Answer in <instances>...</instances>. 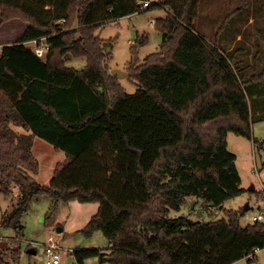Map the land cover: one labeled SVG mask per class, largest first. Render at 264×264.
Wrapping results in <instances>:
<instances>
[{"label":"trees","instance_id":"obj_1","mask_svg":"<svg viewBox=\"0 0 264 264\" xmlns=\"http://www.w3.org/2000/svg\"><path fill=\"white\" fill-rule=\"evenodd\" d=\"M255 1L215 11L218 26L205 31L202 7L210 0H159L144 8L139 0H0L1 22L26 23L15 43L0 48V192L19 191L1 225L21 236L31 199L45 194L50 216L59 200L98 204L82 231H102L108 252L73 249L78 264L92 255L113 264L252 261L264 249V220L241 225L242 208L208 221L169 213L191 196L220 207L244 190L226 137L251 139L255 117L264 118V109L254 115L248 101L250 86L264 85V63L244 77L221 41L235 26L231 17L246 19ZM150 7L166 10L153 23L160 47L129 62L127 77L138 88L128 93L109 70L95 31L101 21ZM39 37L49 45L44 58L24 45ZM69 57L84 58L83 67L67 66ZM34 136L66 154L48 185L30 180L38 171ZM11 252L17 262L18 251ZM0 264H10L1 253Z\"/></svg>","mask_w":264,"mask_h":264},{"label":"rangeland","instance_id":"obj_2","mask_svg":"<svg viewBox=\"0 0 264 264\" xmlns=\"http://www.w3.org/2000/svg\"><path fill=\"white\" fill-rule=\"evenodd\" d=\"M146 0H139L141 7ZM155 2V0H147ZM239 0H210L203 6V30H208L207 24H213V13L232 9ZM47 8H49L47 6ZM246 11V10H245ZM166 10L160 7H150L143 11L134 12L115 19L101 21L95 31L103 40V50L108 53V66L111 69L127 71L131 60L142 61L146 55L159 50L161 35L152 23V20L163 17ZM246 19L231 17L234 27H229L224 32L221 43L229 53L235 54L233 63L237 62L244 69V77L262 71L264 63V0L255 1L247 6ZM26 23L13 19L1 22L0 17V48L6 44L15 43L24 30ZM218 26L213 27V31ZM212 31V34H213ZM208 32V31H207ZM209 34L211 32L209 31ZM146 36L144 44H138L140 36ZM136 44L133 47V44ZM85 63L84 58L69 57L66 65L80 69ZM128 72V71H127ZM126 92L133 93L138 88L136 80L129 77L118 78ZM248 91L251 112L255 115L257 110L264 109V85L252 84ZM253 88V89H252ZM257 109V110H256ZM252 123V136L237 135L233 132L227 134V147L235 153V164L241 176V186L244 188L239 195L225 200L220 207H212L204 203L201 198L189 197L182 207L176 211L171 210L169 216L185 215L192 220L208 221L211 219L226 218L228 209H244L240 217L241 225L253 222L252 217L264 210V199L260 198L258 191L264 183V118L255 117ZM16 130L24 132L21 127ZM32 153L38 161V171L30 174V180L48 185L53 176L57 162L63 161L66 154L52 144L34 136L32 139ZM253 188V190L251 189ZM16 191L10 195L0 192V253L4 262L10 264H48L44 249L40 245L46 238L49 230L59 231L61 249V262L59 264H78L76 256L67 252L71 249H93L108 252L109 243L102 231L95 229L91 234L82 231L84 225L97 211L96 202H79L77 200H59L56 211L50 216L52 200L45 194H40L31 199L26 211L21 217L22 235L17 234L13 227L1 225V218L12 210L17 201ZM260 207V208H259ZM39 242V244L31 243ZM34 249V253L29 252ZM18 251L17 262L11 258L12 250ZM83 264H113L99 255L88 256L83 259ZM231 264H264V249L256 252L252 261L242 258Z\"/></svg>","mask_w":264,"mask_h":264},{"label":"built area","instance_id":"obj_3","mask_svg":"<svg viewBox=\"0 0 264 264\" xmlns=\"http://www.w3.org/2000/svg\"><path fill=\"white\" fill-rule=\"evenodd\" d=\"M159 0H155V2H158ZM151 2L144 1L142 3V7H147L150 5ZM152 23H154V20H152ZM24 45L29 48L37 57L44 58L49 50V45L45 42L44 37L34 38L28 41L24 42ZM12 191H16L15 195L19 196V191L16 186L12 188ZM260 198L264 199V183L261 185L260 188ZM253 220H264V211H260L257 214L253 216ZM36 243L39 244V242H31L29 241V244ZM44 249V254L46 257V261L48 264H59L61 262V243L59 238V233L55 231L54 229L49 230V233L47 234L44 241L40 244ZM67 252L69 254L73 253V249L68 248Z\"/></svg>","mask_w":264,"mask_h":264},{"label":"water","instance_id":"obj_4","mask_svg":"<svg viewBox=\"0 0 264 264\" xmlns=\"http://www.w3.org/2000/svg\"><path fill=\"white\" fill-rule=\"evenodd\" d=\"M111 73L116 75L118 78H124L128 75V72L120 69H111ZM253 190V188H251Z\"/></svg>","mask_w":264,"mask_h":264},{"label":"crops","instance_id":"obj_5","mask_svg":"<svg viewBox=\"0 0 264 264\" xmlns=\"http://www.w3.org/2000/svg\"><path fill=\"white\" fill-rule=\"evenodd\" d=\"M57 230H58L57 232L59 233V231H62V230H63V226H58V227H57ZM34 251H35V250L32 248L29 252L34 253ZM257 252H258V251H257Z\"/></svg>","mask_w":264,"mask_h":264}]
</instances>
